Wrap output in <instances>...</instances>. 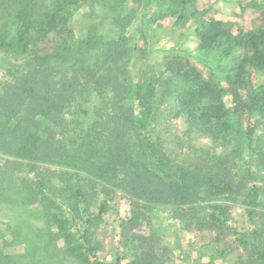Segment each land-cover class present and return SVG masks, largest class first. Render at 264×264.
Here are the masks:
<instances>
[{"label":"rangeland","instance_id":"374dc122","mask_svg":"<svg viewBox=\"0 0 264 264\" xmlns=\"http://www.w3.org/2000/svg\"><path fill=\"white\" fill-rule=\"evenodd\" d=\"M33 1L71 42L24 49L0 0V264H264V0Z\"/></svg>","mask_w":264,"mask_h":264},{"label":"trees","instance_id":"16d2710c","mask_svg":"<svg viewBox=\"0 0 264 264\" xmlns=\"http://www.w3.org/2000/svg\"><path fill=\"white\" fill-rule=\"evenodd\" d=\"M39 4L33 0H18L17 12L15 14L17 29L15 32V41L21 45L24 49H27L31 42L27 41L29 32L37 33L39 37L52 36L59 38L60 42L57 45L58 55L63 56V51L68 50L71 42L70 38H66L67 29L69 26V15H61L65 9L62 3H57L51 7L47 12H39ZM37 17V19L35 18ZM35 18V21L32 20ZM32 51L38 52L37 48H32ZM44 58V56H37V58ZM259 59L264 61V54L262 53ZM19 143L15 150V154L19 157L34 158L38 149L39 136L32 133L30 130V124L26 125V128L22 130L19 136ZM120 154H117V158L121 161H125L126 154L124 148H119ZM103 173L108 172L109 169L99 166L98 168Z\"/></svg>","mask_w":264,"mask_h":264},{"label":"crops","instance_id":"0c3cea01","mask_svg":"<svg viewBox=\"0 0 264 264\" xmlns=\"http://www.w3.org/2000/svg\"><path fill=\"white\" fill-rule=\"evenodd\" d=\"M180 5L182 8L187 7L186 11L182 10L181 17L184 11L185 15L188 14V11H194L196 15L204 14L202 17L209 19L210 23L214 20L233 21L234 0H180ZM176 14L180 15L179 12H176ZM181 17L179 16V18ZM189 17L185 23L176 25V34L179 35L182 32V34L188 33L192 37H198L207 25L205 26V23H203L204 20H194V17ZM195 18H198V16H195ZM210 23H208V26H211Z\"/></svg>","mask_w":264,"mask_h":264}]
</instances>
